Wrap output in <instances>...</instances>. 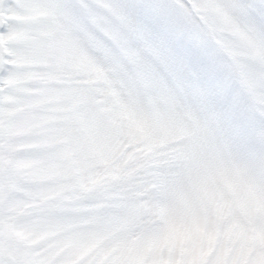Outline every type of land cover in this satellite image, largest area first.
<instances>
[{
	"label": "snow or ice",
	"instance_id": "6c2138e0",
	"mask_svg": "<svg viewBox=\"0 0 264 264\" xmlns=\"http://www.w3.org/2000/svg\"><path fill=\"white\" fill-rule=\"evenodd\" d=\"M208 136L264 142V0H0V264H154L99 241Z\"/></svg>",
	"mask_w": 264,
	"mask_h": 264
},
{
	"label": "rangeland",
	"instance_id": "374dc122",
	"mask_svg": "<svg viewBox=\"0 0 264 264\" xmlns=\"http://www.w3.org/2000/svg\"><path fill=\"white\" fill-rule=\"evenodd\" d=\"M162 168L147 201L117 213L126 231L100 247L154 264H264V142L241 152L208 136Z\"/></svg>",
	"mask_w": 264,
	"mask_h": 264
}]
</instances>
